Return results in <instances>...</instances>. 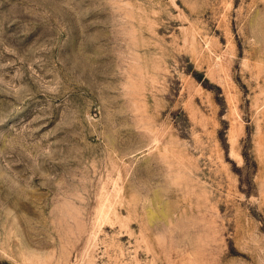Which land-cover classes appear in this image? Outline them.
I'll use <instances>...</instances> for the list:
<instances>
[{
  "label": "rangeland",
  "instance_id": "374dc122",
  "mask_svg": "<svg viewBox=\"0 0 264 264\" xmlns=\"http://www.w3.org/2000/svg\"><path fill=\"white\" fill-rule=\"evenodd\" d=\"M0 264H264V0H0Z\"/></svg>",
  "mask_w": 264,
  "mask_h": 264
}]
</instances>
